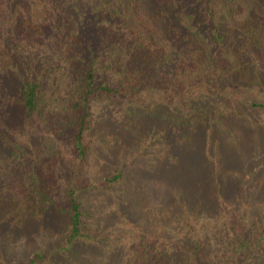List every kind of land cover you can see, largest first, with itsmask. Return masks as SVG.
I'll return each mask as SVG.
<instances>
[{
    "label": "trees",
    "instance_id": "obj_1",
    "mask_svg": "<svg viewBox=\"0 0 264 264\" xmlns=\"http://www.w3.org/2000/svg\"><path fill=\"white\" fill-rule=\"evenodd\" d=\"M33 46L45 52L37 80H21L15 95L0 98V143L10 151L0 173V225L22 229L51 216L62 221L49 247L22 264H244L264 254V225L246 232L229 208L232 240L219 253L182 238L172 244L164 238L165 226L173 225L170 209L159 206L163 231H147L144 242L136 235L107 261L118 236L103 232V219L95 220L82 199L92 192L117 195L130 181L126 164L86 173L94 105L132 126L131 133L140 117L160 121L162 131L181 138L175 141L180 146L236 118L235 95L259 86L255 72L263 68L255 59L264 60V0H0L2 68L9 66L6 52ZM10 106L19 111L20 133L8 125ZM35 128L47 131L34 140L38 145L31 142ZM158 137L156 130L139 137L143 177L156 164L169 165L159 157L172 142ZM67 139L69 152L61 156L58 140ZM114 199L112 219L130 218L131 191Z\"/></svg>",
    "mask_w": 264,
    "mask_h": 264
},
{
    "label": "rangeland",
    "instance_id": "obj_2",
    "mask_svg": "<svg viewBox=\"0 0 264 264\" xmlns=\"http://www.w3.org/2000/svg\"><path fill=\"white\" fill-rule=\"evenodd\" d=\"M6 54L8 68L3 69L0 63V98L15 95L21 80H37L41 72L40 59L45 52L33 46L23 53L13 54L9 51ZM30 57L35 58L30 60ZM255 64L263 68L255 72L254 80L259 86L239 90V95H235L233 107L237 112L236 118L209 132L190 135V140L183 146L175 142L181 140L177 135L173 138L171 133L161 130L166 127L160 121L155 124L153 120L140 117L135 122V133H131L127 130L132 126L120 123L107 108L93 106L90 129L86 135L90 147L86 173L89 176L96 173L101 175L103 170L110 172L126 164L125 175L130 180L122 183L117 195L97 192L82 195L85 208L92 212L95 220L103 219V232L118 236L106 252L107 261H111L119 249L133 245L130 243H133L136 235H142L144 242L147 231H163L160 225L164 221L159 220L162 216L160 208L166 207L171 212L167 217L173 225L165 226L167 231L164 235V238H170V243L182 238V243H201L210 246L211 250L215 248L216 254L232 240L231 213L226 208L242 217L246 232H252L255 224L264 225V108L250 106L252 102L264 103V60L255 59ZM7 113L10 129L20 133L18 109L10 106ZM147 130H156L160 141L170 138L172 142V147L166 148L159 157L169 163L168 167L154 165L148 178L141 175L143 168L139 164L143 152L142 140L146 136L141 141L139 137ZM31 132L33 143L47 133L36 128ZM58 142L62 143L59 145L61 156H65L69 152V140ZM150 148L156 151L155 145L148 150ZM9 154V149L0 143L1 174L5 173L4 162ZM117 157L118 160L113 162L112 159ZM154 160L151 157L148 163L152 165ZM210 167H215L216 171L210 172ZM123 189L131 191L133 209L130 210V218L113 220L116 215L112 214L114 198L120 196ZM16 195L13 190L15 200ZM236 200L239 207L234 205ZM123 210L129 209L125 207ZM61 221L51 216L22 229L10 224L0 225L2 264H22L35 251L47 249L50 239L58 236ZM176 221L180 224H175ZM160 237L163 238L162 235ZM155 239L154 236L148 238L149 241ZM122 261L119 258V262ZM244 264H264V254L250 256Z\"/></svg>",
    "mask_w": 264,
    "mask_h": 264
}]
</instances>
